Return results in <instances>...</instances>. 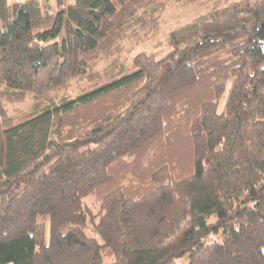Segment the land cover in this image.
<instances>
[{
	"label": "trees",
	"instance_id": "obj_1",
	"mask_svg": "<svg viewBox=\"0 0 264 264\" xmlns=\"http://www.w3.org/2000/svg\"><path fill=\"white\" fill-rule=\"evenodd\" d=\"M201 1L0 0V264H264V0L123 56Z\"/></svg>",
	"mask_w": 264,
	"mask_h": 264
},
{
	"label": "rangeland",
	"instance_id": "obj_2",
	"mask_svg": "<svg viewBox=\"0 0 264 264\" xmlns=\"http://www.w3.org/2000/svg\"><path fill=\"white\" fill-rule=\"evenodd\" d=\"M26 2L28 0H9V2ZM40 4L48 3L53 9H56L58 6V0H37ZM71 1V0H68ZM213 3V0H202L200 3L197 4H191V5H171L168 7V9L165 11L163 16L162 25L160 28V31L158 35L152 39L145 40L141 43H139L135 48H133V45L135 42L127 40V49L124 51L123 56L125 57V60L127 61L128 67L131 66V57L139 50L141 49H159L165 43L167 40V36L169 35V32L174 29L175 27H178L190 20H192L195 17L201 16L205 13H207L211 5ZM62 34H59L57 36L58 40H61ZM103 66V65H102ZM101 66V67H102ZM228 91L224 94V96L221 99L220 108L224 109L227 104L228 100ZM84 202L86 204H89L93 212H98L100 208V201L95 199V196L91 193L84 197ZM99 218V215L95 217L97 220ZM215 219V215H213L209 220L212 221ZM71 227V224H66L64 226V230H67ZM86 231L91 236H98V234L92 230L90 226L86 227ZM216 235L212 236V239H215ZM189 260V251H187L185 254H183L180 259H178L177 264H185ZM105 261H108V258H105Z\"/></svg>",
	"mask_w": 264,
	"mask_h": 264
}]
</instances>
